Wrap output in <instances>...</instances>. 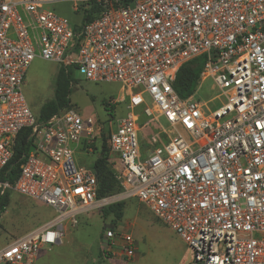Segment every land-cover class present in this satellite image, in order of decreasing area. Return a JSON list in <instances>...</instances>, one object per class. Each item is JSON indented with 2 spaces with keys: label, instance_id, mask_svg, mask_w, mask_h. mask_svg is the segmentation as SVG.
Returning a JSON list of instances; mask_svg holds the SVG:
<instances>
[{
  "label": "built area",
  "instance_id": "2783aa9c",
  "mask_svg": "<svg viewBox=\"0 0 264 264\" xmlns=\"http://www.w3.org/2000/svg\"><path fill=\"white\" fill-rule=\"evenodd\" d=\"M59 2L81 6L79 26L45 9ZM199 56V82L216 91L202 103L172 87ZM37 57L118 84L125 116L105 128L70 106L39 121L22 94ZM103 128L123 194L186 244V264H264V0H0V176L22 130L33 147L13 185L0 178V195L15 191L53 211L1 247L0 264H35L79 216L109 205L92 168L74 159L79 148L96 152ZM103 242L111 258L133 257L130 235L107 230Z\"/></svg>",
  "mask_w": 264,
  "mask_h": 264
},
{
  "label": "rangeland",
  "instance_id": "374dc122",
  "mask_svg": "<svg viewBox=\"0 0 264 264\" xmlns=\"http://www.w3.org/2000/svg\"><path fill=\"white\" fill-rule=\"evenodd\" d=\"M74 8L75 4L72 2L45 6L46 10L67 19L71 25L79 26L84 13L80 5L78 12H75ZM59 68V64L37 57L26 71L22 82V94L35 118L38 117L41 106L53 98L54 82ZM72 79L69 101L82 118L92 117L105 128H114L115 121L125 116V103L119 101L122 94L118 84L90 82L77 71H73ZM211 87L210 79L200 81L193 94L194 99L201 103L212 99L216 91ZM110 100L117 101L112 114L103 104V101L107 103ZM222 104L223 102L218 99L208 106L213 111ZM162 123L166 126L164 121ZM105 128L96 142L98 148L106 138ZM97 157V151L87 153L81 148L74 154L75 162L88 168ZM112 160L109 156L107 167L114 175L116 185L115 192L109 196L111 201L107 207L121 204L119 210L121 218L115 219L111 214L105 216L104 210L91 211L79 216L77 226L66 229L63 243L45 251L40 257L38 255L35 264H186L189 261L190 254L186 244L158 221L137 199L123 194ZM7 195L9 204L0 214V248L53 217L51 209L37 201L21 196L15 191ZM107 230L118 236L128 234L133 238L135 251L131 259L110 257L109 246L103 242ZM119 248L113 246L116 251Z\"/></svg>",
  "mask_w": 264,
  "mask_h": 264
},
{
  "label": "trees",
  "instance_id": "16d2710c",
  "mask_svg": "<svg viewBox=\"0 0 264 264\" xmlns=\"http://www.w3.org/2000/svg\"><path fill=\"white\" fill-rule=\"evenodd\" d=\"M131 1V0H127ZM97 10L96 7H91L89 11H86L87 15L84 17V21H90L92 14ZM204 65V57L199 56L184 65H182L175 74L172 87L178 96L182 99L192 96L198 85L200 73ZM73 67H60L55 77L53 98L51 101L44 103L38 114L39 121H46L52 115L58 111L69 108L71 106L69 96L71 93V86ZM104 108L106 109L105 101H103ZM30 130H22L15 140L13 146V155L5 169L3 170L0 178L14 184L19 175V166L27 156L29 147L31 146V140L29 139ZM95 151L98 152V157L93 162L91 168L95 173L97 180V197L105 198L109 197L115 192V179L110 169L107 167V161L109 159V149L107 147L106 138L100 144V147L96 144L91 145ZM9 193V192H7ZM7 193L0 195V214H2L9 204V198ZM121 204L113 205L112 207H105L104 215L111 214L115 219H120L121 215L119 210Z\"/></svg>",
  "mask_w": 264,
  "mask_h": 264
},
{
  "label": "crops",
  "instance_id": "0c3cea01",
  "mask_svg": "<svg viewBox=\"0 0 264 264\" xmlns=\"http://www.w3.org/2000/svg\"><path fill=\"white\" fill-rule=\"evenodd\" d=\"M151 128H152V127H151ZM145 133H146V131H145ZM141 137H142V135H141ZM78 164L81 165L79 162H78ZM51 211H52V210H51ZM52 213H53V211H52ZM62 243H63V242H62ZM60 245H61V244H60ZM58 246H59V245H58ZM49 250H50V249H49ZM49 250H41V251L38 253L39 257L41 256V254H44L45 251H49ZM38 255H37V256H38ZM36 260H37V257H36ZM36 260H35V262H36Z\"/></svg>",
  "mask_w": 264,
  "mask_h": 264
},
{
  "label": "water",
  "instance_id": "95a60500",
  "mask_svg": "<svg viewBox=\"0 0 264 264\" xmlns=\"http://www.w3.org/2000/svg\"><path fill=\"white\" fill-rule=\"evenodd\" d=\"M32 150H33V147H30L29 152H31Z\"/></svg>",
  "mask_w": 264,
  "mask_h": 264
}]
</instances>
